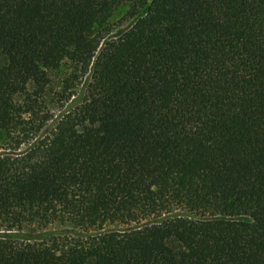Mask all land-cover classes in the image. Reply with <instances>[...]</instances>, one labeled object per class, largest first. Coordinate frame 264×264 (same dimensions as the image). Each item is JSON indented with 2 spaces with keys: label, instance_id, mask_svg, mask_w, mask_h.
Wrapping results in <instances>:
<instances>
[{
  "label": "trees",
  "instance_id": "16d2710c",
  "mask_svg": "<svg viewBox=\"0 0 264 264\" xmlns=\"http://www.w3.org/2000/svg\"><path fill=\"white\" fill-rule=\"evenodd\" d=\"M0 264H264V0H0Z\"/></svg>",
  "mask_w": 264,
  "mask_h": 264
},
{
  "label": "rangeland",
  "instance_id": "374dc122",
  "mask_svg": "<svg viewBox=\"0 0 264 264\" xmlns=\"http://www.w3.org/2000/svg\"><path fill=\"white\" fill-rule=\"evenodd\" d=\"M130 22L131 20L121 23L119 27H117L116 29L113 30V32L110 33V36L113 37L121 33L122 30L126 29L130 25Z\"/></svg>",
  "mask_w": 264,
  "mask_h": 264
}]
</instances>
